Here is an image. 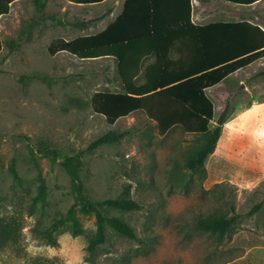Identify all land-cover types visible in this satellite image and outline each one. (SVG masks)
<instances>
[{
    "label": "rangeland",
    "instance_id": "rangeland-1",
    "mask_svg": "<svg viewBox=\"0 0 264 264\" xmlns=\"http://www.w3.org/2000/svg\"><path fill=\"white\" fill-rule=\"evenodd\" d=\"M116 13L117 0L90 5L45 0L41 11L33 0H23L0 17V264H80L81 259L84 264H264V182L246 188L226 179L210 184L207 172L186 167L202 143L199 134L176 125L160 133L143 110L106 123L92 111L90 97L98 90L122 89L114 58L48 54L54 38L98 32ZM10 40L18 46L9 49ZM261 70L264 56L225 78L218 93L206 91L215 117L226 101L264 97ZM109 131L123 135L90 146ZM47 148L78 154L88 199L126 196L141 205L103 211L131 225L142 244L105 223V241L87 250L95 215L78 211L63 219L75 199L72 182ZM215 168L226 173L229 166ZM256 203L259 208L251 211ZM233 213L236 223L222 237L196 226L199 219ZM59 219L64 222L57 224Z\"/></svg>",
    "mask_w": 264,
    "mask_h": 264
},
{
    "label": "trees",
    "instance_id": "trees-1",
    "mask_svg": "<svg viewBox=\"0 0 264 264\" xmlns=\"http://www.w3.org/2000/svg\"><path fill=\"white\" fill-rule=\"evenodd\" d=\"M14 0H0V16L9 11ZM90 5L104 0H68ZM249 5L257 0H225ZM41 11L45 0H33ZM111 12L108 9L103 15ZM3 41L0 38V50ZM14 49L19 42H6ZM66 52L79 59L114 58L121 83L120 91L98 90L90 97L94 113L108 124L131 112L143 110L155 120L160 133L172 126L197 133L202 143L186 160L192 172L205 174L208 155L214 150L221 125L228 116L229 103L215 117L213 100L206 90L221 82L227 75L264 56V30L246 19L194 24L191 21V0H123L121 12L102 30L70 39L57 37L47 46L49 55ZM152 55V60L144 63ZM257 74H264V70ZM141 78L140 80L138 78ZM214 125L211 127V122ZM123 132L109 131L96 138L91 147L118 140ZM52 159H59L69 175L74 201L63 219L74 218L78 211L93 213L96 227L87 244V250L105 241L104 224L108 223L120 235L142 244L135 230L123 219L104 213L103 208L123 211L138 210L141 205L129 197L88 199L79 177L82 159L78 154L59 155L56 149H46ZM13 174L15 170L11 167ZM40 186L44 181L38 170ZM128 191V189H126ZM254 204L251 211L259 208ZM238 214L229 217L214 216L199 219L196 226L222 237L230 231ZM59 219L56 223L64 222ZM75 228V220L73 223Z\"/></svg>",
    "mask_w": 264,
    "mask_h": 264
},
{
    "label": "crops",
    "instance_id": "crops-1",
    "mask_svg": "<svg viewBox=\"0 0 264 264\" xmlns=\"http://www.w3.org/2000/svg\"><path fill=\"white\" fill-rule=\"evenodd\" d=\"M21 1L23 0L12 1L9 11L4 15H8L12 6ZM122 7L123 0H117L116 16L121 12ZM241 19L256 23L264 30V0H257L249 5L225 0H191V21L194 24ZM152 58V55L149 56L144 63L151 61ZM258 59L225 78L238 70L251 68ZM224 79L208 89L213 88L218 93V88L224 83ZM239 84L245 85L241 80ZM216 166L217 168L229 166V168L224 173L221 169H216ZM205 170L206 181L210 184L218 179L217 182L226 179L241 183L246 188L250 184L254 186L264 182V97L250 94L245 99H236L234 104H229L228 116L221 125L214 150L207 157Z\"/></svg>",
    "mask_w": 264,
    "mask_h": 264
},
{
    "label": "clouds",
    "instance_id": "clouds-1",
    "mask_svg": "<svg viewBox=\"0 0 264 264\" xmlns=\"http://www.w3.org/2000/svg\"><path fill=\"white\" fill-rule=\"evenodd\" d=\"M80 264H84V261H83V259H81V261H80Z\"/></svg>",
    "mask_w": 264,
    "mask_h": 264
}]
</instances>
